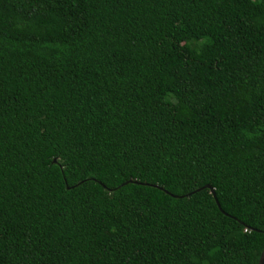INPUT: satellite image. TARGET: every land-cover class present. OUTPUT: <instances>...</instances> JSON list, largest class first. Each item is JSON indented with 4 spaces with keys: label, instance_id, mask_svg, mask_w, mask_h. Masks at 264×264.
<instances>
[{
    "label": "trees",
    "instance_id": "obj_1",
    "mask_svg": "<svg viewBox=\"0 0 264 264\" xmlns=\"http://www.w3.org/2000/svg\"><path fill=\"white\" fill-rule=\"evenodd\" d=\"M263 247L264 0H0V264Z\"/></svg>",
    "mask_w": 264,
    "mask_h": 264
},
{
    "label": "water",
    "instance_id": "obj_2",
    "mask_svg": "<svg viewBox=\"0 0 264 264\" xmlns=\"http://www.w3.org/2000/svg\"><path fill=\"white\" fill-rule=\"evenodd\" d=\"M204 188H207V189L209 190V193H210V195L212 196V198L214 199V202H215V204H216V200H215V198H214L213 190H212L209 186H204ZM216 207L219 209V207H218L217 204H216ZM257 264H264V247H263V249H262V251H261V254H260V257H259V259H258Z\"/></svg>",
    "mask_w": 264,
    "mask_h": 264
}]
</instances>
